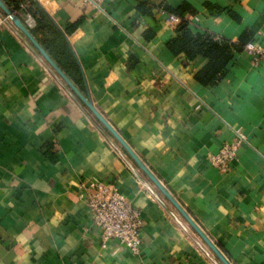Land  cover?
<instances>
[{"label": "crops", "instance_id": "1", "mask_svg": "<svg viewBox=\"0 0 264 264\" xmlns=\"http://www.w3.org/2000/svg\"><path fill=\"white\" fill-rule=\"evenodd\" d=\"M67 37L81 91L231 264H264V62L236 53L216 86L208 64L168 43L194 32L264 47V0L36 2ZM0 10V264H221L124 148L39 60ZM21 20L30 28L24 15ZM77 29L67 33L71 25ZM78 87V86H77ZM84 90V91H83ZM222 173L208 161L237 134ZM119 189L145 220L139 254L104 247L83 185Z\"/></svg>", "mask_w": 264, "mask_h": 264}, {"label": "trees", "instance_id": "2", "mask_svg": "<svg viewBox=\"0 0 264 264\" xmlns=\"http://www.w3.org/2000/svg\"><path fill=\"white\" fill-rule=\"evenodd\" d=\"M15 13L20 11L19 0H3ZM173 14L181 17V23L176 27V37L169 43V49L175 55H183L187 60L203 57L208 61L207 66L200 71L196 78L204 86H216L224 77L229 62L236 53L242 52L247 46V35L238 43L230 40L218 39L210 32H194L184 14L190 10L183 6L179 10L167 8ZM28 13L34 18L36 25L31 29L34 37L39 41L43 49L47 50L58 66L69 76L78 88H83L81 68L67 37L55 25L53 19L36 2H32ZM21 18L20 15H17ZM77 24L71 25L67 33L71 34L77 28ZM84 91V90H83Z\"/></svg>", "mask_w": 264, "mask_h": 264}, {"label": "built area", "instance_id": "3", "mask_svg": "<svg viewBox=\"0 0 264 264\" xmlns=\"http://www.w3.org/2000/svg\"><path fill=\"white\" fill-rule=\"evenodd\" d=\"M20 11L16 15H24L29 24L35 20L28 8L32 2L40 0H19ZM84 5L102 9V4L107 0H81ZM181 17L175 14L168 15V22L172 26L181 23ZM2 22H0L1 24ZM244 51L250 54L256 62H264V47L255 42H249ZM245 137L237 134V137L225 144L218 153L208 155L209 163L222 173L228 174L231 171V163L236 158L242 147ZM86 190L85 199L88 209L93 212L94 224L99 229L102 244L105 247L109 241L118 240L127 250L133 254H139L143 245V232L145 220L141 211L134 207L118 188L112 184L98 181H91L83 185Z\"/></svg>", "mask_w": 264, "mask_h": 264}, {"label": "water", "instance_id": "4", "mask_svg": "<svg viewBox=\"0 0 264 264\" xmlns=\"http://www.w3.org/2000/svg\"><path fill=\"white\" fill-rule=\"evenodd\" d=\"M0 10L3 11V19L11 23L12 28L17 32V34L23 39V41L28 45V47L36 54L39 60L43 65L49 69L65 89H68L75 100L78 102L80 107L84 110H87L91 115L96 119V121L103 127L105 130L110 133L113 138L120 144L122 148L126 151L128 156L134 161L136 166L146 175V177L151 181L156 188H158L164 197L179 211L183 219L192 227L201 240L204 242L206 247H208L211 252L217 257L221 264H231V262L224 255L222 250L210 240L206 233L202 230L201 227L193 220L192 217L185 211L183 207L179 205L177 200L172 194L164 187L157 176L147 168L146 165L142 162L138 154L134 151L133 148L122 138L119 132L110 124L109 121L102 115V113L94 106L93 102L85 96V94L78 88L74 82L69 78L68 75L58 66L54 61L51 55L47 50L43 49L39 41L34 37L31 32V29L16 15V13L10 9L7 4L0 0Z\"/></svg>", "mask_w": 264, "mask_h": 264}]
</instances>
